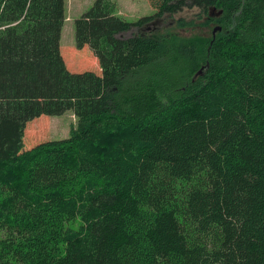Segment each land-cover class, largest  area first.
Listing matches in <instances>:
<instances>
[{
  "label": "trees",
  "instance_id": "16d2710c",
  "mask_svg": "<svg viewBox=\"0 0 264 264\" xmlns=\"http://www.w3.org/2000/svg\"><path fill=\"white\" fill-rule=\"evenodd\" d=\"M149 1L75 21L97 74L67 67L66 0H0V264H264V0ZM186 10L221 31L141 32ZM68 112V138L23 150Z\"/></svg>",
  "mask_w": 264,
  "mask_h": 264
},
{
  "label": "rangeland",
  "instance_id": "374dc122",
  "mask_svg": "<svg viewBox=\"0 0 264 264\" xmlns=\"http://www.w3.org/2000/svg\"><path fill=\"white\" fill-rule=\"evenodd\" d=\"M95 1L96 0H66L67 20L62 30L61 52L66 60L65 62L68 69L73 73L92 71L101 74L99 61L94 56L90 47L78 49L75 39V21L86 13L93 6ZM112 1L116 3L118 14L129 22H135L142 17L151 16L156 13V10L152 8L149 0ZM197 12V10H186L182 14L175 15L174 17L165 16L162 18L164 19V25L157 26L158 28L155 32H146L143 34L153 35L171 32L184 38L201 37L210 39L218 28L215 24H211L210 27H203L200 26L201 23L198 22L197 25L189 29L181 28L177 25L179 19H186L188 21L195 19ZM218 16V12L215 10L211 11L210 17L217 18ZM218 32L219 31H216V33ZM130 35L131 34L128 33L123 37L127 38ZM66 57L68 59H66ZM76 122L77 120L73 113L68 112L60 117L43 116L28 123L23 134V150H30L44 142L68 138ZM73 227L78 228L79 224L77 223L73 225Z\"/></svg>",
  "mask_w": 264,
  "mask_h": 264
},
{
  "label": "flooded vegetation",
  "instance_id": "af4514ba",
  "mask_svg": "<svg viewBox=\"0 0 264 264\" xmlns=\"http://www.w3.org/2000/svg\"><path fill=\"white\" fill-rule=\"evenodd\" d=\"M164 19H159V20H155L153 21L150 25H148L147 27L141 29L142 33H152L155 32V30H157V26H162L164 25ZM155 22V23H154Z\"/></svg>",
  "mask_w": 264,
  "mask_h": 264
},
{
  "label": "water",
  "instance_id": "95a60500",
  "mask_svg": "<svg viewBox=\"0 0 264 264\" xmlns=\"http://www.w3.org/2000/svg\"><path fill=\"white\" fill-rule=\"evenodd\" d=\"M216 31H221V28H220V27L217 28ZM216 31L213 33L214 36H215V34H216ZM207 69H208V67H203V68L200 70V72L197 73L196 78H198V77H200V76H204V74L206 73Z\"/></svg>",
  "mask_w": 264,
  "mask_h": 264
}]
</instances>
